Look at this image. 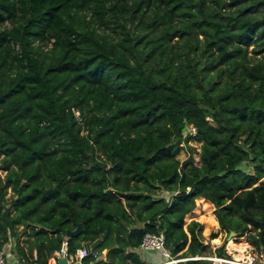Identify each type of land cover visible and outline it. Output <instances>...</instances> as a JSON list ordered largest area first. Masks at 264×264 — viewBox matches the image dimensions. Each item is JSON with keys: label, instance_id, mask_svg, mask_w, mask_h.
Instances as JSON below:
<instances>
[{"label": "trees", "instance_id": "1", "mask_svg": "<svg viewBox=\"0 0 264 264\" xmlns=\"http://www.w3.org/2000/svg\"><path fill=\"white\" fill-rule=\"evenodd\" d=\"M219 230L264 258V0H0V250L160 264L147 234L189 259Z\"/></svg>", "mask_w": 264, "mask_h": 264}, {"label": "built area", "instance_id": "2", "mask_svg": "<svg viewBox=\"0 0 264 264\" xmlns=\"http://www.w3.org/2000/svg\"><path fill=\"white\" fill-rule=\"evenodd\" d=\"M76 118L81 121V116L78 110L73 111ZM197 131L195 128L188 129V135L195 136ZM67 244L65 243L63 250L56 255L51 264H58L59 260L66 259L69 264H83L82 261L87 253V248L80 250L76 255H70L66 249ZM140 256H144L147 252H158L161 254V258L164 260L162 264H179L180 262H189V261H201L204 260V257H195L189 259H175L172 257L170 249H168L166 237L164 233L159 234H147L140 245L136 250ZM246 256L248 259L242 262H234L232 260H227L224 258H211L210 261L213 264H264V258L259 255V253L249 254L247 252ZM15 258L17 261H21L20 258L14 253V247L12 243L6 244L2 250H0V264H9L11 258ZM205 261V260H204ZM147 264V263H146Z\"/></svg>", "mask_w": 264, "mask_h": 264}, {"label": "rangeland", "instance_id": "3", "mask_svg": "<svg viewBox=\"0 0 264 264\" xmlns=\"http://www.w3.org/2000/svg\"><path fill=\"white\" fill-rule=\"evenodd\" d=\"M37 45V44H36ZM190 146L195 150L194 152L190 151L187 147H185L184 145H182L183 150L180 152V154L178 155V159L181 162H184L185 160H187V158L193 154V157L195 158V162L197 165H200V153H201V144L196 143V142H191ZM162 197H166L165 195H167L166 193H162L161 194ZM215 208L213 206L212 212L211 214H209L203 207V205L196 201V209L194 211V214L190 215V216H186L185 217V228L193 221L198 222V223H203L204 221H210L215 223L216 225H219L217 216L215 215ZM215 233H218V237L213 239L214 236V231H211L208 236L207 239L204 240V244L207 247V252L204 256V260L211 262L210 259L211 258H219L217 256V249L221 248L223 245H226V252L229 256H231V260L232 261H236L238 254H236V250H232V253H235L234 255L236 256V258L229 253L228 250V246L231 242H234L236 245H243V243H245L248 247V252L249 254H255L258 253L257 249L251 245V237L248 236L251 235L252 233H248L245 237H236V236H232V238H230V234H228L226 231L223 230H219L216 231ZM250 238V239H249ZM260 255V254H259ZM173 257V256H172ZM175 258V257H174ZM176 259V258H175ZM11 260H13V263L10 264H16L15 262V258H11ZM228 260V259H227ZM212 263V262H211ZM213 264V263H212Z\"/></svg>", "mask_w": 264, "mask_h": 264}, {"label": "bare ground", "instance_id": "4", "mask_svg": "<svg viewBox=\"0 0 264 264\" xmlns=\"http://www.w3.org/2000/svg\"><path fill=\"white\" fill-rule=\"evenodd\" d=\"M236 250V254H238L237 258L234 255L235 253H232V250ZM228 250L229 253H231L237 260L234 262H242L246 259H248V257L246 256L247 252H248V247L245 243H243V245H236L234 242H231L228 246Z\"/></svg>", "mask_w": 264, "mask_h": 264}, {"label": "water", "instance_id": "5", "mask_svg": "<svg viewBox=\"0 0 264 264\" xmlns=\"http://www.w3.org/2000/svg\"><path fill=\"white\" fill-rule=\"evenodd\" d=\"M83 231H84L83 226L80 224V225L77 227L76 230H74V231H68L66 237H67L68 239H71V238H73V237H75V236L80 235ZM106 236H107V233H105V234L102 236V239H104ZM232 236H236V237H238V234H237L236 232H231V233H230V238H232ZM97 243H98V242H96L93 246H95ZM58 264H69V263H68V261H67L66 259H61V260H59ZM78 264H80V263H78Z\"/></svg>", "mask_w": 264, "mask_h": 264}, {"label": "crops", "instance_id": "6", "mask_svg": "<svg viewBox=\"0 0 264 264\" xmlns=\"http://www.w3.org/2000/svg\"><path fill=\"white\" fill-rule=\"evenodd\" d=\"M213 206H214V205H213ZM214 208H215V207H214ZM161 260H162V262H161L160 264H162V263L164 262V260H163L162 258H161ZM180 260H182V259H180ZM15 261H16V262H15L16 264H24L22 261H17L16 259H15ZM10 263H13V260H10V261H9V264H10ZM50 264H51V263H50ZM179 264H186V262H180Z\"/></svg>", "mask_w": 264, "mask_h": 264}]
</instances>
